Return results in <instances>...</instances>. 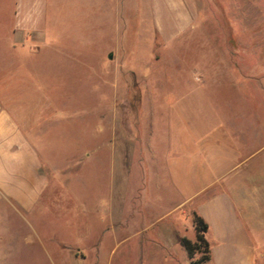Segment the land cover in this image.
Returning <instances> with one entry per match:
<instances>
[{
	"label": "rangeland",
	"instance_id": "374dc122",
	"mask_svg": "<svg viewBox=\"0 0 264 264\" xmlns=\"http://www.w3.org/2000/svg\"><path fill=\"white\" fill-rule=\"evenodd\" d=\"M192 2L191 29L164 45L145 0H119L126 44L97 9L55 7L58 55H18L17 76L50 100L57 127L33 137L44 195L29 209L0 204V264H190L179 240L194 241L203 196L191 195L218 175L203 158L219 132L238 159L215 187L233 184L235 202L251 201L245 228L264 264V0ZM179 99L190 141L172 125ZM176 155L189 158L188 171H169Z\"/></svg>",
	"mask_w": 264,
	"mask_h": 264
},
{
	"label": "crops",
	"instance_id": "0c3cea01",
	"mask_svg": "<svg viewBox=\"0 0 264 264\" xmlns=\"http://www.w3.org/2000/svg\"><path fill=\"white\" fill-rule=\"evenodd\" d=\"M145 1L151 8L152 25L161 45L191 29L192 0ZM110 2L114 3L113 10ZM71 6L97 9L98 21L104 26V19L108 17L110 34H122L124 44L127 43L129 22L126 12L123 20L118 18V10L124 12L126 9L119 0H0V204L14 209H29L46 192L45 158L39 153L33 137H43L57 127L55 108L50 100L41 97L34 82L24 74L17 76L19 68L15 62L20 54L58 55L64 20L54 8L61 10ZM82 24L81 20L78 30ZM111 56L109 53L107 60H113ZM170 109L173 111L172 125L180 126L178 132L183 140L190 141L192 123L185 119L187 111L181 99L170 103ZM209 141V152L203 159L207 160L208 169H218V175L191 195L199 199L203 196L193 205L194 213L207 225L203 237L208 244V260L203 264H258L253 241L245 228L253 206L251 201L235 202L233 184L215 187V182L229 176L236 166L232 164L233 158L238 156L234 151L235 142H229L222 132ZM219 159L231 164L221 167ZM189 163L185 155H176L166 164L170 172L175 167L185 172Z\"/></svg>",
	"mask_w": 264,
	"mask_h": 264
},
{
	"label": "trees",
	"instance_id": "16d2710c",
	"mask_svg": "<svg viewBox=\"0 0 264 264\" xmlns=\"http://www.w3.org/2000/svg\"><path fill=\"white\" fill-rule=\"evenodd\" d=\"M194 241L181 238L179 244L186 257L190 260V264H203L208 260V244L203 235L206 231V224L195 213L192 214ZM198 253L199 257L192 260L193 254Z\"/></svg>",
	"mask_w": 264,
	"mask_h": 264
}]
</instances>
